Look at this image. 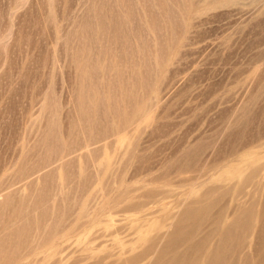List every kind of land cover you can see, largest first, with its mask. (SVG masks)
Here are the masks:
<instances>
[{
  "label": "rangeland",
  "instance_id": "rangeland-1",
  "mask_svg": "<svg viewBox=\"0 0 264 264\" xmlns=\"http://www.w3.org/2000/svg\"><path fill=\"white\" fill-rule=\"evenodd\" d=\"M0 264H264V0H0Z\"/></svg>",
  "mask_w": 264,
  "mask_h": 264
}]
</instances>
